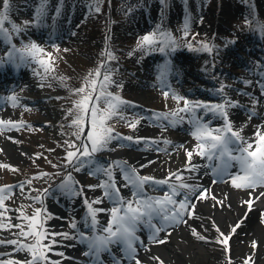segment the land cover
Returning a JSON list of instances; mask_svg holds the SVG:
<instances>
[{"label": "rangeland", "instance_id": "obj_1", "mask_svg": "<svg viewBox=\"0 0 264 264\" xmlns=\"http://www.w3.org/2000/svg\"><path fill=\"white\" fill-rule=\"evenodd\" d=\"M220 1L235 12L224 29L213 25L217 0H99V12L91 10L97 6L96 0H48L49 12L58 13H54L52 21H49L50 15L43 19L52 26L54 23L63 25L67 33L54 36L49 41H40L26 33V29L36 23L33 16L22 10L19 14H12L10 7L5 13L0 0V13H4L11 23L22 29L18 34L13 33L12 44L16 42L18 46H24L35 42L45 52L51 53L50 57L41 54V59L51 63L54 69L45 73L41 65L36 63L39 66L37 75L32 76L40 91L44 90L40 96L45 97L46 107H43L49 111V117L35 106L37 97H33V100L19 99L17 106L3 113L4 117L23 124L18 130L15 128L19 149L16 147V152L9 154L3 152L5 156L0 158V166H10L0 167V184H23L24 190L20 192L18 188L14 189L5 205H9L15 215L24 212L32 214L39 208L34 197L42 196L45 189L55 186L56 180L68 172H76L67 166L64 159L67 151L73 150L68 148L65 141L71 143L76 140L73 135L75 128L71 126V121L76 116V103L86 94H77L75 90L85 87L89 73H94L102 64V76L105 72L110 73L112 80L107 91L128 102L121 106L120 114L108 122L118 137H133L134 129L128 126L129 122L139 121L144 118V113L165 112L164 109L173 104L170 97L165 98L160 93L154 96L139 93L138 90L142 89L139 85L144 82L146 73L142 70L145 68L143 63L153 60L159 65L160 71L165 70L169 62L174 63L169 54L179 51L180 47L187 44L199 54V57L185 61L187 71L183 74L187 78L198 82V76H205L209 80L212 78L211 72L218 73L219 69L224 72L232 90L248 86L239 80L238 76L243 68L234 61L245 60L255 69L264 62L260 50L254 49L247 53L243 48V43L249 42L253 47L264 40V0ZM15 4L23 6L17 1ZM63 11L65 15L71 12L76 18L73 27H66L71 15L63 18L60 14ZM186 26L189 30L187 37L184 36ZM5 27L10 29L7 23ZM159 32L169 33L175 38V50L166 46L164 51H160L157 50L158 45L144 51L138 48V43L145 35ZM251 38L252 41H249ZM202 44H207L212 49L211 52L201 50ZM106 51H110L115 59H108ZM220 53L227 58L221 61ZM204 84L209 89H215L216 84L211 85L207 81ZM23 95H26V89L19 91L20 98ZM95 95L94 93L93 99ZM137 102H143L145 109L136 106ZM179 103L176 101L175 106ZM98 107L103 108L105 105L101 103ZM88 131L86 120L84 134ZM3 132L0 133L3 140L9 142L10 136ZM76 142L79 144V141ZM109 146L113 152L136 147L137 143L117 138ZM102 153L107 155V149L98 152ZM81 172H77L76 178L81 174L78 179L88 186L94 185L95 176L89 175L88 171ZM145 173L164 172L153 171L148 166L145 167ZM74 199L76 200L75 197ZM78 217L79 214L76 216L75 213L67 215L65 225L69 221L76 222Z\"/></svg>", "mask_w": 264, "mask_h": 264}, {"label": "snow or ice", "instance_id": "obj_2", "mask_svg": "<svg viewBox=\"0 0 264 264\" xmlns=\"http://www.w3.org/2000/svg\"><path fill=\"white\" fill-rule=\"evenodd\" d=\"M48 0H39V7L36 11L34 21L39 20L44 16L47 8ZM97 6L94 9L96 12L100 11L99 0H96ZM2 7L6 13L9 5V0H2ZM10 25V29L5 27V24ZM22 29L11 23L4 13H0V42L6 43L9 46L7 53V61L15 62L17 59L24 63L36 62L41 65L45 73L54 71L51 63L45 59H41V54L50 57L51 53L45 52V50L39 47L35 42L25 44L22 48H17L12 44L13 33L18 34ZM187 26L184 29V36L188 35ZM157 35L159 39H157ZM159 46L160 51H164L167 46L172 50H175L176 42L175 38L169 33L159 32L153 35H145L138 43V48L142 51L147 50L153 46ZM191 48V45H188ZM201 50H207L211 52V48L207 44H202ZM108 59H115L110 51H106ZM5 62L3 58H0V65ZM104 65H100L94 73H89V79L86 80V86L75 90L77 94H84L82 98L76 103V116L71 121V126L75 128L73 135L76 140L69 143V150L66 153L64 159L67 162V166L71 167L74 171H81L85 167H88L89 175H97L98 173L105 177L104 182L95 186H89L90 188L102 189V196L94 201L86 204V215L83 221L85 227L89 228L93 233L96 232V225L98 224L97 215L103 209H97L94 204L103 202L104 198H107L113 207L109 210L111 217L108 224L100 231V235H92L91 237L85 236L83 233H79L77 236H71L68 233H50L46 230L47 213L46 209H36L31 216L21 215L17 216V220H22L24 223L11 224V217L8 213L12 211L5 206V202L9 200L13 194L14 189H19L23 192L24 185H12L0 187V230H11L13 227L19 229L18 232L13 233L17 237H22L23 240L10 239L7 241H0V245H11L12 252L4 253L0 252V264H60L59 261H52L47 256V252L53 250V246L59 242L54 239L55 236H61L63 239H78L82 243H86L87 251L83 254L88 257L95 258L100 262V254L107 252L112 258V264H122V259L132 261L133 264H140L137 259L136 253L137 243H142L137 237V229L142 225H147L152 230V239L156 243H164V240L157 239L158 234L162 231L167 233V228L175 226L177 223L183 221V217L186 213H190L194 209L195 204L189 200V196L196 195V199L202 201L207 198L206 193L208 189H204L201 185H190L185 182V177L177 172L172 173L165 180H155L152 177L141 176L137 172L136 168L127 165L126 162L116 161L114 162L115 170L119 172L120 178L123 181V187L130 188L132 190V198L125 199L120 194V188L117 187L115 181V174L112 166L108 167H96L94 157L98 152L107 149L108 144L113 139H125L133 141L132 136L118 137L114 133L113 127L108 123L114 117L118 116L121 111V106L128 102L123 101L119 97L113 96L107 91L109 83H112L110 73L105 72L102 76L101 69ZM167 72L160 73L159 79L168 87L166 83ZM102 77V78H101ZM63 79V78H61ZM100 81L98 84L97 81ZM86 88L88 91L86 92ZM222 90V89H221ZM95 99H93V94ZM169 95L168 91L164 92L165 98ZM172 98L176 101H183L184 107L180 108L178 112L171 113H157L154 115V119L157 121H168L169 126L180 123L184 117H180V113H185L190 118L192 125L191 134L197 141L196 151L197 155L201 157H207L209 160L215 159L218 161L214 166V174L218 177L229 176L232 186L237 189L247 188L255 189L257 186L264 187V134L259 131L255 133L258 138L253 142L244 141L239 131H234L232 125L227 122V112L224 104L209 105L201 102L195 104H189V101L184 97H181L174 92ZM15 96L8 98L12 102V106H17ZM103 104L105 107H98V104ZM91 105V107H90ZM228 106H234L231 102H228ZM204 108L214 115H220L225 119V126L223 128L211 129L206 122H202L199 117L195 115V109ZM254 113L250 112V117ZM71 115V113H70ZM179 117V119H176ZM123 119V117H120ZM87 120L89 131L84 134L85 121ZM139 121L129 122L128 126L135 129ZM22 123H16L13 121L0 120V132L4 130H11L16 128L17 130L22 127ZM215 133V134H214ZM76 141H79L77 144ZM136 143H140L141 139H137ZM155 143V141H153ZM169 143V141H164ZM230 145H238L234 149H230ZM181 147H183L181 145ZM193 151H186L188 163L185 167V171H195V166L189 167ZM234 152L236 154H234ZM122 163L124 166H122ZM236 166L238 171L231 173L229 170ZM10 167V166H0ZM175 178L180 181L179 184H174L170 188V193L166 194L163 198L148 197L145 193V185H151L153 187L157 185H167L170 180ZM216 181H213L215 183ZM61 193L69 198L83 195V188L78 185V182L74 180L71 172L65 180L58 186ZM47 189L44 190L46 195ZM184 193L182 200H177L175 197ZM264 195V193H261ZM215 199V197H212ZM38 202L41 197H34ZM218 203H223L218 201ZM249 210L251 209L252 201H246ZM153 221H156L154 223ZM73 229L76 228V223L71 224ZM236 227H239V223L231 229V232H235ZM219 231V229H217ZM192 234L197 236L198 239L204 240L205 237L199 235L192 230ZM222 240H217V243L223 244L225 247L223 251L230 252L228 248V240L230 237L224 236ZM31 240L29 243H25L26 240ZM49 241L45 243L44 241ZM111 246H120L123 253L122 258L116 257L112 254ZM255 247V242H253ZM24 252L27 259L25 261H18L11 257L12 253ZM56 255L64 256L63 252H57ZM154 259L159 260V257ZM102 264V262H100ZM160 264H163L160 261ZM231 264V261H229Z\"/></svg>", "mask_w": 264, "mask_h": 264}, {"label": "bare ground", "instance_id": "obj_3", "mask_svg": "<svg viewBox=\"0 0 264 264\" xmlns=\"http://www.w3.org/2000/svg\"><path fill=\"white\" fill-rule=\"evenodd\" d=\"M12 3L13 1L10 0V12L12 14L21 13V10L14 7ZM214 10L216 13L213 22L214 27L224 29L229 23V18L233 13L235 14V12L230 11L220 0H217ZM30 15L32 14L30 13ZM32 29L36 28L32 27ZM39 29L42 31L41 28ZM40 30L38 32H40ZM55 31V33H53V31L50 34L52 36L55 34L61 36L67 33V30L62 27ZM42 36L44 38L50 37L44 34H42ZM243 45L244 49L250 50L247 45ZM258 46H260L261 50L264 52V42H260ZM246 52L249 53L250 51ZM224 57L225 56H222L220 53V58H222L221 61L227 58ZM234 62L240 64L242 61L236 60ZM143 65L145 68L142 70L146 73H144V82L139 85L141 86L140 88H142L138 90L139 93L154 96L156 93L162 94L160 89L164 88H170L174 93H187V86L190 87L191 81L186 75L177 74L176 67L170 68L171 73L169 78L165 77L168 85V87H165L158 78L161 72L155 62L153 60L144 61ZM241 65L245 66L246 64L241 63ZM247 69L246 72L238 76L239 80L249 83L246 89H244L245 94L242 95L241 99L237 97L239 92L232 90L224 72H221L219 69L217 70L218 73H216V71L213 72V79L217 81V85L219 84V88L216 92L219 96H222V104L225 105L227 118L231 119V122L233 121L237 127H242L239 131L245 141L253 142L258 139L255 136L257 131L264 134V99L262 98L264 97V92H259L256 87L259 84L264 87V75L262 76L260 72H256L250 67ZM7 78L10 80L15 79L14 77ZM257 78L258 80L256 81ZM34 79L35 78L31 79V77L26 74L21 75L16 79L15 85L19 84L18 80H22V87L13 88L11 84L10 86L8 85V89L6 88V91L4 90L6 94L2 96V100L6 102L7 106L9 102L12 103L8 100L9 97H16L18 91L26 89V95L21 96V99L33 100V97H37L36 101H34L36 103L35 106L41 109L42 114L45 113L46 116L49 117V111L45 110V97L40 96V93L44 90L42 89L40 91ZM3 80V78L0 79L2 83ZM5 86L7 87V85ZM191 91H194V94L191 95L194 97V100L201 97L202 91L200 89L193 87L189 90V92ZM16 98L15 103L17 104L20 96ZM228 102H231L234 106L229 107ZM245 104L253 108L254 114L251 115V117L249 113H247L249 106L247 107ZM178 111L179 109H177V111L175 110V112ZM194 111L195 115L199 117L202 122H206L211 129L223 128L222 116L214 115L204 108H197ZM2 115L0 114V120L12 121L8 117H2ZM179 116L184 118L188 117L185 113H180ZM162 123L163 121L155 120L154 116L140 120L135 128L134 136L136 140L141 139V142L137 143L136 147L119 149L105 159L107 167H113L116 184L121 186L119 188L123 193L121 196L125 199H130L129 190H126L129 188L122 186L123 181L120 178V174L115 170L114 162L116 161L126 162L127 165L136 168L138 173L141 172L145 166H151L153 171H163L164 175L177 172L181 174L187 173L188 177H185L186 183L190 185H201L204 189H208V192L205 194L207 198L202 201L196 199V195H199V193L189 196V200L195 204L194 209H192L190 213L185 214L186 217L184 221H187L186 223L181 221L180 224L173 227V230L169 232V234H164V231L159 234L158 238L164 240V243L151 242L149 237L144 235L145 245H149V247L146 248L145 245H136V256L140 264H160V261H162L163 264H229V261H231V264H264V195H261V193H264V189H262L261 192L260 190L249 192L237 189L232 186L229 176L226 175L222 178H218L209 173L208 168L205 167V159L197 155L196 151H193L196 149L197 141L191 134L192 125L189 120H184L182 126L175 124L174 126L177 127L176 131L157 125ZM13 130H8L5 134L10 136L9 142L3 140L0 134V158L5 156L3 152L9 154L16 152V147L19 149L15 138L16 132ZM150 138H152L155 143L149 141ZM164 141H169V143H164ZM181 145L183 147H181ZM110 149L108 144L107 151ZM186 151H193L191 163L188 166H195V171H185V167L188 163ZM208 162L215 164L216 160L213 159ZM122 166H124L123 163ZM230 172L236 173V171L233 170ZM190 178H193L194 181H189L188 179ZM173 180L176 179L173 178ZM213 181L216 182L213 183ZM175 182L178 184L180 183V181L177 180ZM86 189L85 190L87 192L89 191L91 194L88 198L90 202L102 196L99 193L98 187H87ZM163 197L164 196H160L156 198ZM212 197H215V199ZM249 200L252 201L250 210L248 204L245 203ZM218 201H222L223 203H218ZM110 205H112L110 201L105 198L102 203L94 204L95 208L104 210L98 213V220L101 226L106 225L105 218L108 207H111ZM48 207L50 210H48L49 216H47L45 227L52 230L50 233H68L75 237L76 233L73 231V228L69 231L63 227L65 224L64 216L66 213L73 211L77 205L73 203L70 205H60L54 202H48ZM8 216L11 217V221L14 222V224L18 222L15 217L10 214H8ZM83 221L84 220H80L76 228L78 225H82ZM238 223L239 227H236L234 233L231 232V229ZM217 229H219V231H217ZM192 230H195L196 233L205 237V239H198L197 236L192 234ZM13 233H16L14 227L11 230H0V241H7L15 238ZM220 233L230 237L228 240L230 252L228 253L223 251L225 247L223 244L216 242L217 240L223 239ZM1 236H3V238ZM54 239L59 243L54 245L53 250L48 253L63 252L64 256L60 260L57 259L60 257L59 255L55 254L57 258L51 255L53 258L52 261H59L60 264H84L86 256L83 254L84 248L80 245L78 239H63L61 236H55ZM253 242H255V247L252 246ZM46 243H49V241L46 240ZM12 247L11 245H0V252L11 253L8 251H10ZM102 254L105 257H110L107 252ZM17 255L20 254L18 252L12 253L11 257L5 258H14V256ZM155 257H159V260L154 259ZM125 264H133V262H126Z\"/></svg>", "mask_w": 264, "mask_h": 264}]
</instances>
